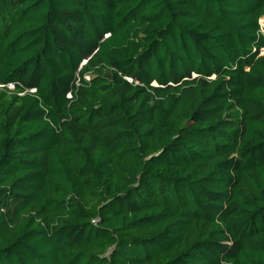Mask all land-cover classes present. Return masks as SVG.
I'll use <instances>...</instances> for the list:
<instances>
[{
	"label": "trees",
	"instance_id": "16d2710c",
	"mask_svg": "<svg viewBox=\"0 0 264 264\" xmlns=\"http://www.w3.org/2000/svg\"><path fill=\"white\" fill-rule=\"evenodd\" d=\"M263 16L0 0V264H264Z\"/></svg>",
	"mask_w": 264,
	"mask_h": 264
},
{
	"label": "rangeland",
	"instance_id": "374dc122",
	"mask_svg": "<svg viewBox=\"0 0 264 264\" xmlns=\"http://www.w3.org/2000/svg\"><path fill=\"white\" fill-rule=\"evenodd\" d=\"M261 24L264 26V16H263V18L261 20Z\"/></svg>",
	"mask_w": 264,
	"mask_h": 264
},
{
	"label": "built area",
	"instance_id": "2783aa9c",
	"mask_svg": "<svg viewBox=\"0 0 264 264\" xmlns=\"http://www.w3.org/2000/svg\"><path fill=\"white\" fill-rule=\"evenodd\" d=\"M263 51V50H262Z\"/></svg>",
	"mask_w": 264,
	"mask_h": 264
}]
</instances>
